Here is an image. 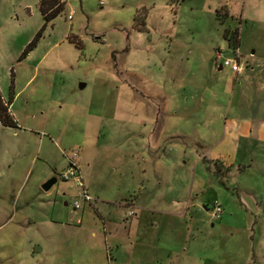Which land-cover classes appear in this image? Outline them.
<instances>
[{"label": "rangeland", "instance_id": "obj_1", "mask_svg": "<svg viewBox=\"0 0 264 264\" xmlns=\"http://www.w3.org/2000/svg\"><path fill=\"white\" fill-rule=\"evenodd\" d=\"M62 1L64 9L46 20L39 0H0V93L7 101L15 97L10 111L18 123L0 122V264L34 261L27 215H44L51 208L44 206L46 196L57 203L50 215L78 213L84 246L95 244L83 255L68 254L65 264H167L142 261L138 249L128 248L127 204L149 202L152 194L117 183L110 174L120 164L112 160L123 159L124 148L148 143L131 135L149 133L142 120L156 117L162 102L199 106L203 100L210 124H198L193 139L203 136L220 203L211 192L212 206H203L206 214L196 221L202 241L192 244L189 264H264V0ZM233 42L243 67L237 77L230 67L219 68L236 57ZM95 140L101 144L96 153ZM120 142L124 148L115 149ZM171 142L163 141L170 154ZM79 146L84 165L94 157V186L91 204L73 211L78 190L60 173ZM192 165L183 159L167 171V183L154 188L158 197L180 188ZM51 167L57 182L46 192L43 177ZM216 202L223 213L213 219ZM199 248L206 253L194 258ZM36 256L42 261L39 250Z\"/></svg>", "mask_w": 264, "mask_h": 264}, {"label": "crops", "instance_id": "obj_2", "mask_svg": "<svg viewBox=\"0 0 264 264\" xmlns=\"http://www.w3.org/2000/svg\"><path fill=\"white\" fill-rule=\"evenodd\" d=\"M224 3L228 7L229 1ZM237 75L234 73L235 77ZM2 97L5 102L9 103L10 111L15 97L12 95L10 101H7L4 96ZM205 105L207 106L204 100L200 101L199 106L188 102L178 105L169 103V101L166 103L162 102L161 105H158L156 117L142 120L143 128L146 129L147 127L149 131L150 127L149 133L144 132L145 134H141V136L138 133L131 135L133 139L139 137L140 139L143 138L145 142L148 140L147 144H140V147L143 146V148L137 150L138 148L135 149L130 146L126 150L124 148L126 142L118 143L115 148H124V158L119 159V157H116V160H112L113 164H120V166L118 167V173L114 169L110 175H116L117 183L128 182L131 190H145L152 194L149 202L127 204L130 206L129 213L134 212V215H128L129 213H127L131 217L129 221V224H131L130 228L131 226L133 227V230L128 233L129 242L127 245L128 248L132 249V253L139 251L142 261L153 259L152 261L157 263L167 260V264H189L194 256L192 244L201 243L202 241L200 229L197 231L199 233H196L197 228L200 226L199 222L196 224V221H200L203 214H206L203 206L206 209L212 206L211 202L213 201H210L211 198L209 197L211 192L216 198L214 201L219 200L217 195L219 188L211 180L209 176L211 174L210 166L205 162L208 155L204 151L207 149L200 146L203 142V136L193 139L195 137L193 132L197 130L198 124L201 122L204 126L210 124V121L206 118L207 107ZM204 130L206 131V129ZM246 133L253 134L254 131L251 129L247 130ZM164 140H172L170 144H172L171 146L174 149L171 154L165 149ZM219 141L220 139H218ZM53 144L55 145V142ZM99 146L101 144L95 140V153ZM207 146L209 147L208 144ZM78 148L80 149L79 166L86 189L89 191L94 186V173L91 171L94 157H89L87 164L84 165L82 163V148L81 146ZM114 154L120 155V153ZM183 159L192 160L193 165L190 171L180 179L181 187L173 188L174 192L171 193L170 197H158V191H155L154 188L163 183L166 184L168 181L166 172L175 166L178 167ZM129 163L133 164L130 167L127 178H123L126 174L124 166ZM185 163L188 162L184 161ZM54 170L56 168L53 167L46 169L43 178L47 177L50 179L54 177ZM97 171L95 162V196L100 197L103 192L99 190L96 184ZM108 182L110 189H112L114 185L110 183L109 179ZM46 197L48 199L45 201L44 206L51 205V208L46 209L43 212L44 215H33L31 213L27 215L28 225L33 226V233H30L29 237L31 238V251L33 252L32 258L34 260H31L28 264H65L66 256L70 253L83 255L92 249L94 250L95 244L89 245L90 247L87 248L84 246L85 242L81 238L84 236V232L79 227L83 224V220L79 214H74L71 217L66 212L65 214L54 212L50 215L48 210L55 209L57 203L54 200L49 201V196ZM64 205L68 206V203L64 202ZM37 216L38 220L33 221L32 218L36 219L35 217ZM58 217L61 218L60 224H58ZM78 219L82 220L81 224L78 223ZM196 225L198 226L197 228ZM110 226L113 228L112 231H116L118 227L116 223H110ZM106 229V223H104V230ZM41 230H43L42 234L35 233ZM38 235L42 236V239L37 241L35 238ZM93 235L96 236V233L93 232ZM105 238L108 239V236L106 235ZM119 244H116V249L124 248ZM200 249H198L194 258L197 255L200 256V254L204 255L206 253L204 249ZM37 250L42 255V261H39L36 256ZM159 253L163 254V257H160ZM203 259L206 261L204 257ZM76 264L83 263L76 262Z\"/></svg>", "mask_w": 264, "mask_h": 264}, {"label": "built area", "instance_id": "obj_3", "mask_svg": "<svg viewBox=\"0 0 264 264\" xmlns=\"http://www.w3.org/2000/svg\"><path fill=\"white\" fill-rule=\"evenodd\" d=\"M217 61L221 59V51H218L217 53ZM234 54L236 55L235 58H227L224 63L221 65L230 67L231 70L235 74H239L242 72V66L240 64L239 59V48L235 47ZM80 149L77 148L76 150H72L69 154L66 155L67 158V166L66 168L60 173V179L62 181H72L75 184V187L78 190V201H75L72 204V207L74 211H80L83 209V203H89L91 204L92 198L89 195L86 186L85 181L83 179V175L79 166L78 158H79ZM212 211V218L218 219L221 218V215L223 213V208L221 204L218 202L213 204V207L211 209ZM133 212H130L129 215H133ZM78 223L81 224L82 220L78 219Z\"/></svg>", "mask_w": 264, "mask_h": 264}, {"label": "trees", "instance_id": "obj_4", "mask_svg": "<svg viewBox=\"0 0 264 264\" xmlns=\"http://www.w3.org/2000/svg\"><path fill=\"white\" fill-rule=\"evenodd\" d=\"M40 2V10L42 15L44 16V18L47 20L55 17L59 12H61L64 9V5L65 2L62 0H39ZM40 33H38L39 35ZM228 34V33H227ZM227 34H225L227 36ZM236 36V39L238 41V34L237 33H233V37H232V41L233 38ZM37 37L31 41L27 47L31 48L33 45H35ZM234 45H236L233 42ZM239 44V43H238ZM235 47H238V45H236ZM9 103L5 102L3 100V97L0 93V122L4 125V126H18V123L16 120H14L13 115L11 114V112L9 111Z\"/></svg>", "mask_w": 264, "mask_h": 264}, {"label": "water", "instance_id": "obj_5", "mask_svg": "<svg viewBox=\"0 0 264 264\" xmlns=\"http://www.w3.org/2000/svg\"><path fill=\"white\" fill-rule=\"evenodd\" d=\"M222 66H220L221 69ZM83 86H85V84H83ZM57 182V179L55 177H52L50 179H48L42 186L44 191H49L51 190V188L54 186V184Z\"/></svg>", "mask_w": 264, "mask_h": 264}]
</instances>
